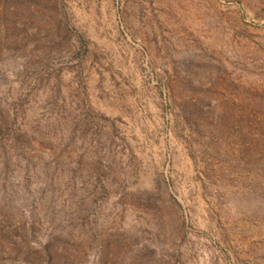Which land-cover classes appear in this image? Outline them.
Wrapping results in <instances>:
<instances>
[{
  "label": "rangeland",
  "instance_id": "obj_1",
  "mask_svg": "<svg viewBox=\"0 0 264 264\" xmlns=\"http://www.w3.org/2000/svg\"><path fill=\"white\" fill-rule=\"evenodd\" d=\"M0 264H264V0H0Z\"/></svg>",
  "mask_w": 264,
  "mask_h": 264
}]
</instances>
